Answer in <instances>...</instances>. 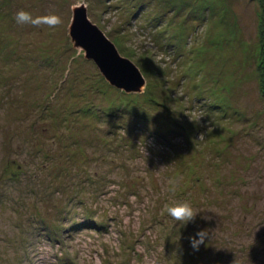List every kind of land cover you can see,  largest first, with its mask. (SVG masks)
<instances>
[{
  "label": "rangeland",
  "instance_id": "obj_1",
  "mask_svg": "<svg viewBox=\"0 0 264 264\" xmlns=\"http://www.w3.org/2000/svg\"><path fill=\"white\" fill-rule=\"evenodd\" d=\"M84 5L142 92L74 46ZM260 6L0 0V264H264ZM182 202L186 225L164 211Z\"/></svg>",
  "mask_w": 264,
  "mask_h": 264
},
{
  "label": "water",
  "instance_id": "obj_2",
  "mask_svg": "<svg viewBox=\"0 0 264 264\" xmlns=\"http://www.w3.org/2000/svg\"><path fill=\"white\" fill-rule=\"evenodd\" d=\"M86 6L73 8L69 35L74 46L93 60L106 80L127 93L142 92L146 78L130 58L121 55L117 46L88 17Z\"/></svg>",
  "mask_w": 264,
  "mask_h": 264
},
{
  "label": "clouds",
  "instance_id": "obj_3",
  "mask_svg": "<svg viewBox=\"0 0 264 264\" xmlns=\"http://www.w3.org/2000/svg\"><path fill=\"white\" fill-rule=\"evenodd\" d=\"M15 22L18 25H31L35 28H43L46 26L48 29H57L62 25L63 20L56 14L33 17L30 12L21 10L16 13ZM164 211L173 220L180 222L183 225L193 222L198 214V212H196L187 202L177 203L172 206L165 205ZM198 235L201 237V233H198ZM200 243H203L202 239L196 240L193 238L192 247L194 250H198Z\"/></svg>",
  "mask_w": 264,
  "mask_h": 264
},
{
  "label": "trees",
  "instance_id": "obj_4",
  "mask_svg": "<svg viewBox=\"0 0 264 264\" xmlns=\"http://www.w3.org/2000/svg\"><path fill=\"white\" fill-rule=\"evenodd\" d=\"M259 1V4L261 5V22H259L260 24V42L262 44V49H261V54L264 55V0H257ZM263 27V28H262ZM259 77H260V89H261V93L262 96L264 98V61L263 64L260 65V72H259Z\"/></svg>",
  "mask_w": 264,
  "mask_h": 264
}]
</instances>
